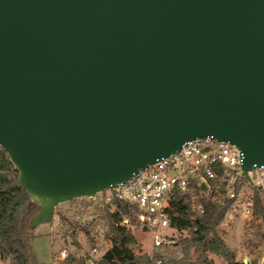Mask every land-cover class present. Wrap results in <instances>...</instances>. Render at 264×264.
<instances>
[{"label": "water", "instance_id": "obj_1", "mask_svg": "<svg viewBox=\"0 0 264 264\" xmlns=\"http://www.w3.org/2000/svg\"><path fill=\"white\" fill-rule=\"evenodd\" d=\"M206 136L264 166V0H0V147L31 227Z\"/></svg>", "mask_w": 264, "mask_h": 264}, {"label": "trees", "instance_id": "obj_2", "mask_svg": "<svg viewBox=\"0 0 264 264\" xmlns=\"http://www.w3.org/2000/svg\"><path fill=\"white\" fill-rule=\"evenodd\" d=\"M17 177V170L0 147V261L40 264L29 246L33 229L30 221L37 213L38 205L20 187ZM224 192L223 185L217 180L211 182L209 190L203 191L197 183H191L185 191H175L169 212L173 242L163 245L154 254L133 251L136 240L132 227L139 228L137 209L119 199L100 200L91 207L93 216L84 221L55 213L68 224V236L75 247L73 253L69 252L58 264H85L84 259L76 254L83 248L78 235L91 245H97L98 238L102 236L108 245L94 264H191V252L196 253L195 264H213L208 254L219 255L226 264H244L236 259L223 239L228 226L226 216L232 205L231 200L223 199ZM252 194L250 213L264 219V207L259 196L256 191ZM101 197H104V192ZM74 200L82 202L84 197ZM124 219L130 226L122 224ZM56 255L57 252L52 255V264Z\"/></svg>", "mask_w": 264, "mask_h": 264}, {"label": "built area", "instance_id": "obj_3", "mask_svg": "<svg viewBox=\"0 0 264 264\" xmlns=\"http://www.w3.org/2000/svg\"><path fill=\"white\" fill-rule=\"evenodd\" d=\"M241 162L242 152L237 146L211 136L197 137L184 142L175 153L157 159L127 180L102 191L104 197L101 200L109 202L116 198L136 207L139 227L149 235L148 253L154 254L163 245L173 242L169 217L173 193L185 191L191 183H197L199 188L204 184L205 188L200 189L209 190L211 182L217 180L225 189L223 199L232 201L231 212L226 216L227 225L230 217L243 207L248 227L257 224L264 241V219L255 217L249 210L253 191L257 192L264 207V166L248 171L246 179L241 171ZM249 217H252L250 221ZM122 224L128 226V220L124 219ZM98 241L97 245L87 242V249L76 251L85 264H94V260L104 253L102 243L105 242L102 236ZM74 250L60 249L53 264H58ZM246 262L264 264V255L247 258Z\"/></svg>", "mask_w": 264, "mask_h": 264}, {"label": "rangeland", "instance_id": "obj_4", "mask_svg": "<svg viewBox=\"0 0 264 264\" xmlns=\"http://www.w3.org/2000/svg\"><path fill=\"white\" fill-rule=\"evenodd\" d=\"M102 193L99 192L93 198L84 197V202L68 201L58 204L53 211L51 222H41L33 227L32 235L29 238V246L32 255L40 264H52V255L62 248L74 249L71 238L68 236L69 227L65 221L59 219L55 213H61L69 219L84 221L93 216L94 210L91 208L101 200ZM90 204L91 206H85ZM80 207V208H79ZM82 208V210H81ZM78 209H80L78 211ZM245 210L240 208L239 212L232 215L227 226V233L223 237L226 245L235 253L237 260L253 259L255 256L264 255V241L258 232V225L252 224L248 227L245 219ZM132 233L136 243L132 246L135 253H148L150 251V239L147 232L139 228L132 227ZM83 245V250L87 249L88 243L83 241L81 235L77 238ZM108 245L102 243V251ZM196 253L191 252V264H195ZM208 258L213 264H226L219 255L208 254ZM0 264H10L8 261Z\"/></svg>", "mask_w": 264, "mask_h": 264}]
</instances>
